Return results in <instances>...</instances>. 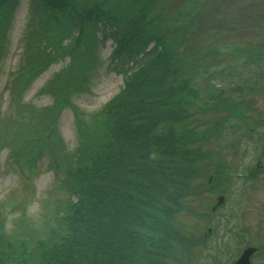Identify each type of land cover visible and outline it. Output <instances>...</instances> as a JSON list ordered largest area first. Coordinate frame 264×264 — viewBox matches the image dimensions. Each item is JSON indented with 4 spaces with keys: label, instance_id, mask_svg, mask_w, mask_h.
Segmentation results:
<instances>
[{
    "label": "rangeland",
    "instance_id": "obj_1",
    "mask_svg": "<svg viewBox=\"0 0 264 264\" xmlns=\"http://www.w3.org/2000/svg\"><path fill=\"white\" fill-rule=\"evenodd\" d=\"M134 1L106 0L101 4L103 0H74L79 6L101 4L107 14L110 9L121 13L131 3L135 7ZM137 1L139 13L146 12L147 17H155L160 25L164 23L167 29L179 30L185 36L175 37L172 47L181 68L193 75L191 85L199 91L192 108V127L199 131L213 128L205 137L203 132L197 133L196 148L212 151V155L202 157L204 166L199 164L196 178L202 186L178 214V225L193 232L192 241L187 253L186 248L181 249V258L171 264H227L245 247L238 237L242 212L246 210L253 216L251 225L255 226L264 199L263 179L255 186H243L239 180L217 186L212 181L218 169L234 172L243 165L240 149L247 143L241 138L245 122L242 110L254 116L264 114V0ZM5 6L0 9V238L6 236L4 227L8 229V239L28 238L31 258L32 252L38 256V242L51 239L58 218L65 213L68 190L64 180L70 154L87 156L97 146L102 120L100 116L98 120L91 117L119 94L124 86L121 72L129 66L123 65V60H114L109 30H85L86 35L79 37V29L69 19L55 22L54 11L40 0H11ZM180 9L184 14L174 18ZM77 38L80 42L75 46ZM48 55L57 58L50 59ZM72 55L78 59L74 65L78 68L70 85L67 83L63 89L68 95L64 98L57 80L75 63ZM231 78L244 81L242 91L234 92L231 85L225 86L226 81L236 83ZM218 84L228 90L222 97L212 89ZM47 114L44 122L42 116ZM24 118L34 119L32 123L43 129L52 123L49 135H42L49 144L43 143L40 148L25 145L18 154L15 149L23 145L21 140L36 138L28 137L26 130L17 137L27 122ZM232 165L239 167L234 169ZM242 189L248 192L241 195ZM221 195L226 204L216 213L206 212L208 217L202 219L206 222L199 227L202 223L197 225L201 220L197 219V211H205L204 206ZM229 209H233L230 217L225 212ZM252 230L254 233L255 228Z\"/></svg>",
    "mask_w": 264,
    "mask_h": 264
},
{
    "label": "trees",
    "instance_id": "obj_2",
    "mask_svg": "<svg viewBox=\"0 0 264 264\" xmlns=\"http://www.w3.org/2000/svg\"><path fill=\"white\" fill-rule=\"evenodd\" d=\"M9 1L1 0L0 9ZM40 1L54 11L55 22L69 19L79 29V37L109 30L114 60H123L129 67L121 72L124 86L119 94L97 115H90L92 120L97 116L102 120L97 146L87 156H69L65 213L51 239L38 242V256L32 252L30 258L27 241L8 239L3 232L0 264H171L181 258V249L187 253L191 243L179 233L178 214L193 196L204 157L194 145L198 130L192 127L199 91L172 47L182 34L146 12L139 13L137 0L135 7L131 3L121 13L110 9L109 14L101 8L106 0L90 6L76 5L74 0ZM182 14L180 9L174 18ZM77 41L80 38L75 46ZM72 57L75 63L68 74L63 70L57 80L64 98L68 95L63 89L70 85L78 64ZM212 89L219 92L213 85ZM47 118L48 114L42 116L44 122ZM24 119L27 122L17 137L26 130L28 137L36 138L21 140L23 145L15 149L18 154L25 145L49 144L42 135H49L52 123L43 129L32 123L34 119Z\"/></svg>",
    "mask_w": 264,
    "mask_h": 264
},
{
    "label": "flooded vegetation",
    "instance_id": "obj_3",
    "mask_svg": "<svg viewBox=\"0 0 264 264\" xmlns=\"http://www.w3.org/2000/svg\"><path fill=\"white\" fill-rule=\"evenodd\" d=\"M244 117L245 122L240 130L242 142L247 143L246 145H241L242 148L240 149L243 165L240 171L234 172L218 169L215 180H212L217 186L234 180H239V183L243 184V186H248L249 184L255 186V183L260 182L262 179L264 180V114L261 116H254L251 112H246ZM232 166L234 169L239 167L238 165ZM201 186L202 182L198 181L195 186L196 195L198 194V188ZM244 192H248V189H242L240 194L243 195ZM225 204V196L221 195L214 203L204 206L203 209H205V211H197V219H201L198 220L197 225L202 223L199 226L201 227L203 223L206 222V219L202 222L204 217H208L206 212L216 213L218 209L222 208ZM260 209V214L257 212V215L259 214L257 217L258 224L255 226L251 225L254 219L253 216L246 212V210L242 212L238 237L245 247L240 256L228 261L227 264H236L244 253H246V256L244 257L245 262L243 264H264V259H262L264 258V199ZM231 211H233V209L225 210L229 217L233 213ZM208 220H210V217ZM254 228L255 231L253 233L252 229ZM207 237L208 235H205L206 239Z\"/></svg>",
    "mask_w": 264,
    "mask_h": 264
},
{
    "label": "water",
    "instance_id": "obj_4",
    "mask_svg": "<svg viewBox=\"0 0 264 264\" xmlns=\"http://www.w3.org/2000/svg\"><path fill=\"white\" fill-rule=\"evenodd\" d=\"M246 256V253L244 254V257ZM244 257L238 262V264H243L245 262Z\"/></svg>",
    "mask_w": 264,
    "mask_h": 264
}]
</instances>
